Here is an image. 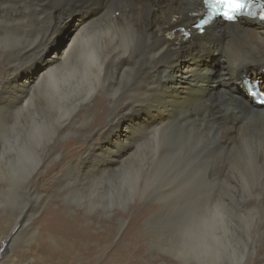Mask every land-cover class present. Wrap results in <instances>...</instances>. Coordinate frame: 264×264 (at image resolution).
<instances>
[{
  "label": "bare ground",
  "instance_id": "bare-ground-1",
  "mask_svg": "<svg viewBox=\"0 0 264 264\" xmlns=\"http://www.w3.org/2000/svg\"><path fill=\"white\" fill-rule=\"evenodd\" d=\"M204 11L202 0H0V205L32 203L0 218V248L6 239L12 264L22 234L39 261L28 264H65L72 241L91 253L88 243L98 236L82 218L63 219L56 199L89 192L90 204L104 210L150 187L190 188L198 129L242 159L237 176L247 192L250 171L264 161V107L244 80L264 92V25L216 20L201 35L193 26ZM86 103L93 133L85 146L58 143L73 133ZM216 169L207 179L236 175ZM219 203L186 227L174 251L181 264H234L232 224Z\"/></svg>",
  "mask_w": 264,
  "mask_h": 264
},
{
  "label": "rangeland",
  "instance_id": "rangeland-1",
  "mask_svg": "<svg viewBox=\"0 0 264 264\" xmlns=\"http://www.w3.org/2000/svg\"><path fill=\"white\" fill-rule=\"evenodd\" d=\"M61 42L65 44L66 40L63 39ZM47 58L48 56H46ZM20 80H24V77H21ZM241 94L244 95V91ZM92 108V104L82 105L77 112L74 124L76 126L73 128V133L64 138L63 141H58V143L62 144L74 140V149L82 148L83 144L85 146V140L89 139V136L93 133V129H90V124L93 121L86 122L84 115L90 113ZM109 108L111 112L115 110V113L120 112L121 109L120 107L113 108V106H109ZM85 122L88 124L84 125ZM107 122L108 116H105L102 126ZM100 128H96L94 132L97 133ZM98 138L99 135L96 136V139ZM191 142L196 146L197 154L195 159L192 160L193 164H190L189 172L196 174L198 177L188 189L169 187L157 189V187H150L147 192H139L133 200L127 202V205H115L104 210L102 206L90 204L89 192L68 195L64 199H56L57 205L54 206L56 209L61 210L63 219L82 218L86 220L84 225L89 235L98 236V238L94 237L88 243L91 253H83L76 248L75 242H70L72 251L65 264H106L120 257V255L122 257L121 264H181L180 260L174 256V251L184 238L185 229L188 228L196 214L201 212L208 203L217 204L219 202L227 209L226 214L230 216L232 224L231 236L234 239L232 251L236 255L233 263L264 264L263 159L258 160V163L260 162L259 166L253 171L259 174L256 178L252 176V171H250L251 173L248 172L250 173L248 175L250 183L247 181V186H250L247 187L248 190L245 192L241 187L242 180L237 176L239 174L237 172L242 169L240 167L242 159L236 153L218 150L216 136L206 130H195L194 134L192 133ZM47 162L51 163L52 161ZM220 168L225 170L224 174L227 177V173H230L229 176H231L234 171L236 175H232L231 179L225 181L226 183L222 179L215 181L207 179L206 176L211 171ZM110 179L113 180L114 177H110L105 181L106 187H110ZM233 180L235 182H232ZM254 182L257 183L254 184ZM228 184L236 185V188L230 189L227 187ZM261 184L262 186H260ZM51 187V192H54L58 197L61 196V187L53 184ZM142 187L144 188V186ZM142 187L141 189H143ZM243 197L245 199L242 201ZM6 205H0V218H4L5 214L10 211L20 210L24 206L31 207L32 203L20 200L19 204L9 201ZM43 213L44 211L41 210L36 218L42 217ZM249 214H251V218L248 217ZM138 218H141V220L134 233L130 234L129 228H131L134 220ZM121 219L125 220L123 229L120 227ZM19 237L12 245L13 258L16 259L15 263L28 264L29 259H33L38 263L39 261L35 255L36 249L34 244L32 247L30 246L29 237L25 234ZM49 244L53 246L51 243ZM1 247L4 251L0 252V264H12L6 239L2 241Z\"/></svg>",
  "mask_w": 264,
  "mask_h": 264
},
{
  "label": "snow or ice",
  "instance_id": "snow-or-ice-1",
  "mask_svg": "<svg viewBox=\"0 0 264 264\" xmlns=\"http://www.w3.org/2000/svg\"><path fill=\"white\" fill-rule=\"evenodd\" d=\"M202 5L204 17L198 27L215 19L236 22L239 18H249L264 23V0H202ZM260 103L264 104V97L260 98ZM2 251L4 249L0 248Z\"/></svg>",
  "mask_w": 264,
  "mask_h": 264
}]
</instances>
